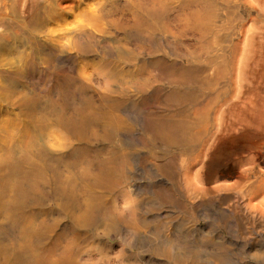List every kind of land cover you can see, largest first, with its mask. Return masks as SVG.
I'll list each match as a JSON object with an SVG mask.
<instances>
[{"label": "rangeland", "instance_id": "obj_1", "mask_svg": "<svg viewBox=\"0 0 264 264\" xmlns=\"http://www.w3.org/2000/svg\"><path fill=\"white\" fill-rule=\"evenodd\" d=\"M263 1L59 0L60 7L51 12L57 13L55 18L48 14V29L35 39L67 47L74 65L56 63L47 80L26 77L8 85L0 78V113H41L48 105L75 117L113 104L112 111L126 123L120 128L107 126L99 117L88 123L93 134L78 140L48 121L44 146L52 173L63 179L71 174L77 185L94 183L106 153L113 151L117 183L102 197L63 190L62 205L54 199L52 180L42 196L31 188L11 193L2 185L0 245L19 250V264H33L22 252V223L7 217V203L15 197L20 210L43 213L49 226L48 258L64 256L62 264H264V188L258 194L247 192L258 178L264 183V41L257 44L247 32L250 26L260 31V23L247 20L244 29L231 36L237 47L227 40L231 29L219 27L223 21L234 23L240 3L241 9L242 3L246 8L253 4L264 15ZM3 2L10 7L14 1L0 0V6ZM97 2L103 3L101 12H94ZM113 8L129 19L128 26L119 25L85 44L77 40L78 49L88 50L78 54L66 31L68 22L96 18ZM240 15L247 17L245 12ZM137 17L143 19L141 27ZM51 18V23L46 21ZM28 47L6 44L0 67L18 65ZM117 50H125L121 61L127 58L129 64L104 72V61L117 60ZM134 64L143 79L123 85L116 78L118 71L133 70ZM216 64L225 67L227 76L213 92L225 93L207 112V132L195 144L194 154L176 155L171 125L190 121L195 110L205 109L209 95L203 77L212 75ZM11 98L13 105L7 102ZM156 119L166 125L159 132L152 128ZM170 162L177 168L160 169ZM182 162L189 168L180 167ZM82 201L89 211L75 218L72 211ZM35 243L32 239L31 245Z\"/></svg>", "mask_w": 264, "mask_h": 264}, {"label": "bare ground", "instance_id": "obj_2", "mask_svg": "<svg viewBox=\"0 0 264 264\" xmlns=\"http://www.w3.org/2000/svg\"><path fill=\"white\" fill-rule=\"evenodd\" d=\"M12 1L14 2L10 7L6 2L2 3L3 7L0 6V52L3 51L2 49L6 44L21 43L27 44L29 47L28 51L24 52L22 55L18 65L8 62L7 65H3L4 67H0L1 80L8 85H10L11 82L20 81L26 77L29 79L47 80L50 78V68H55L56 63L62 62V64L74 65V55L65 52L67 47L55 45L57 44L55 41H53L55 44L52 46L48 44L51 43L48 41L46 45L39 44L35 39L38 33H43V31L48 29L44 21L48 18V14L51 15L52 18L54 14H57L54 12L51 14V12L55 6L60 7L59 0ZM242 2L247 4L246 0H242ZM100 3L101 2L95 3L96 8H94V12H101L103 3ZM244 3H242V9L240 3L239 15L238 18L233 21V24L229 22L230 20L223 21L219 27L222 28L221 30L225 27L231 29V33L229 37H227V40L233 43L231 36H235L241 29L243 30L247 20L256 25L260 23V31L255 30L253 26L247 28L249 37L253 40L256 38V43L259 44L264 41V15L262 11L254 7L253 4H248L246 8ZM117 12H120L121 16H116ZM151 12L152 20L155 23L157 11L154 6ZM240 12H245L247 17H241ZM253 13H255V16H252ZM122 14V11L113 8L106 11L102 16L98 15L96 18H94L93 15L88 18H86V16L79 18L75 17L74 20L68 22L67 27H70V29H66L67 33L71 35V45H75L78 54L81 53V50L83 53H87L88 50H85L83 47H81V50L76 47V41L80 40L81 44H85L90 39L104 38L103 35L109 34L110 29L118 28L119 25L124 27L128 26L129 19L123 17ZM52 18L46 21L50 22ZM135 19L139 21L137 25L141 27L143 19H139L138 17ZM47 24L49 25V23ZM229 24L232 25L229 26ZM214 29L215 25H211L210 30L213 31ZM232 45L237 47L235 43ZM108 46L109 45H107V47ZM122 51L124 53L119 50L116 51L117 60L104 61V72L110 67H119L120 63H125L126 66L129 64L127 58L121 61V56L125 55V50ZM130 66L133 70H123V68H121L117 73L116 78L122 81L124 83L123 85H128L129 82L143 79L142 74L139 72L140 67L135 64ZM35 69H39V72H35ZM43 70L46 71L44 72ZM112 76L113 75H111V77ZM225 76H227L225 67L216 64L213 69V74H205V77H203L205 90L209 95V100L205 104V109L195 110L193 112L194 118L190 121L185 120L182 123L171 125L174 129L173 135L175 137L176 155H193L195 152V144L204 139L207 132V125L209 124L207 112L225 93L224 90L213 91L215 87L220 85L221 79L223 80ZM68 78L76 80V77L72 74H68ZM247 92L251 93L252 89L249 87ZM7 102L10 105L14 104L12 98L7 99ZM100 102H102V99ZM22 104L26 106L27 102L24 101ZM102 105L104 107H100L96 110L95 106L88 113L86 111L78 112L75 117L66 112L59 113L55 108L48 105H44L41 113H31L27 111H22L17 115H4L0 113V124H4V126L0 125V187L3 185L5 189H11L9 192H17L18 194L27 193V189L31 188L42 196L43 193L40 192L46 191L48 182L52 180V190L55 193L54 199L57 200L59 205L64 204L62 201L63 190L67 189L71 190L73 193L77 191L75 194H79V196L83 193H89L95 197L98 195L102 197L108 188H112V186L117 183V180L113 176V169L116 163L114 162L116 154L113 151L106 153L107 157L103 159L94 183L85 182L77 185L72 181L71 174H67L66 178L63 179L60 173H52L53 168L49 167L48 150L44 146V133L48 121H55L57 124H60L78 140H81L88 132L93 134V130L89 128L88 124L90 120L99 119V117H101L105 120L107 126H111L114 129H118L123 124H126L122 117L112 111L113 104L108 106L105 104ZM17 120L19 122H16ZM152 126V128L157 129V132H159V129L166 125L163 120L156 119ZM54 162L56 165H59L58 158H55ZM159 166L160 169L165 172L177 168L174 162ZM180 167L186 170L189 168V164L188 162H182ZM174 181L175 180H173V182ZM263 188V178H258L254 183L248 186L247 192L249 194H258ZM98 202L100 201H97V203ZM20 205V201L15 202V197H11L10 201L7 203L9 209L7 217L10 220H19L22 223V252H24V255H30L33 264H62L64 256H60L59 258H48L50 249L48 243L50 238L49 226L46 220L41 216L43 213L41 211L25 212L24 207L21 210L18 208ZM82 205L73 209V217L78 218L84 215L86 211H89L88 203L82 201ZM4 206L5 205H1V207ZM32 239H36L37 244L31 245ZM18 253L20 252L16 248L10 247V249H8L5 244L0 245V255H2L3 259L0 261V264L23 263L16 261L19 259L18 257H20Z\"/></svg>", "mask_w": 264, "mask_h": 264}]
</instances>
